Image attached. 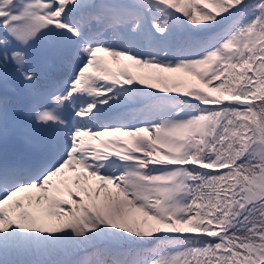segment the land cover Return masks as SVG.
<instances>
[{
    "label": "snow or ice",
    "instance_id": "snow-or-ice-1",
    "mask_svg": "<svg viewBox=\"0 0 264 264\" xmlns=\"http://www.w3.org/2000/svg\"><path fill=\"white\" fill-rule=\"evenodd\" d=\"M10 76L49 140L0 165V264H264V0H0Z\"/></svg>",
    "mask_w": 264,
    "mask_h": 264
},
{
    "label": "rangeland",
    "instance_id": "rangeland-1",
    "mask_svg": "<svg viewBox=\"0 0 264 264\" xmlns=\"http://www.w3.org/2000/svg\"><path fill=\"white\" fill-rule=\"evenodd\" d=\"M103 55V54H101ZM44 62V60H41ZM47 64L50 65V63H53V61H49V60H46ZM34 63H37V62H34ZM123 63H127V64H131L130 61H123ZM34 65V64H33ZM55 66L56 68H52L49 67V69L47 68V71L46 69H44L43 67H40L39 68H36V71L38 72L40 78L42 79V84L47 81V80H50V79H62L66 76L67 74V70L65 68H62L61 66H59L56 62H55ZM132 71L134 72V74L136 76H146L148 74H153V73H159V70L157 69H149V68H144V67H134L132 69ZM43 73V75H42ZM184 73L183 71L181 72H175V73H162L163 75L165 76H171V77H175V78H179V79H182V77H180V75ZM138 80L134 81V82H137ZM158 82V85L161 84V82L157 81ZM151 83H156V80H150L148 81L147 83H145V87L149 86V84ZM169 84L171 83L170 81L168 82ZM195 84L197 85H200V82L196 81L194 82ZM202 86V85H200ZM161 86L157 87V88H161ZM172 95H177L178 93H171ZM178 95H183L182 94H178ZM8 104V102H7ZM9 108H12L11 106H7V109ZM13 110V115L12 117H14L15 119V125L13 128L17 129L19 132L22 131L25 133V136H27V138L29 139V144H35L37 143V138L39 137V135L44 132L42 130H38V129H35L33 128L30 123H29V120L27 117H25L24 115L18 113L17 109H14L12 108ZM121 111V110H120ZM123 112V111H121ZM13 119V118H12ZM11 127V125L9 126ZM11 130V128H9ZM33 135H36L38 137H33ZM114 137H119L120 139H128L127 137H124L122 133H115L114 134ZM4 136L2 134H0V139H3ZM39 139L42 140V138L39 137ZM100 139L102 140H109V139H112L110 137H101ZM6 152L7 150L5 148H0V160H4L5 159V155H6ZM27 152L26 151H23V154L22 156H24ZM66 175L68 176H72L74 175V173L71 171V170H67L66 169ZM111 187V186H109ZM21 195H26V194H21ZM83 255V254H81ZM57 258H61V257H57ZM20 259H25V260H30V259H47V257H37V256H26V257H20Z\"/></svg>",
    "mask_w": 264,
    "mask_h": 264
},
{
    "label": "bare ground",
    "instance_id": "bare-ground-1",
    "mask_svg": "<svg viewBox=\"0 0 264 264\" xmlns=\"http://www.w3.org/2000/svg\"><path fill=\"white\" fill-rule=\"evenodd\" d=\"M180 77H182V79L187 80V81L192 82V83L198 81V80H196L195 77H191V76H189L186 72L182 73V74L180 75ZM156 83L158 84L157 81H156ZM148 89H151V88H148ZM153 89H154V88H153Z\"/></svg>",
    "mask_w": 264,
    "mask_h": 264
},
{
    "label": "trees",
    "instance_id": "trees-1",
    "mask_svg": "<svg viewBox=\"0 0 264 264\" xmlns=\"http://www.w3.org/2000/svg\"><path fill=\"white\" fill-rule=\"evenodd\" d=\"M212 86V85H211Z\"/></svg>",
    "mask_w": 264,
    "mask_h": 264
}]
</instances>
